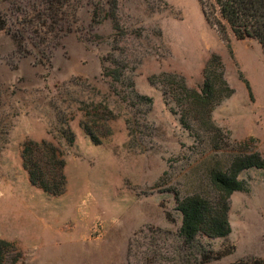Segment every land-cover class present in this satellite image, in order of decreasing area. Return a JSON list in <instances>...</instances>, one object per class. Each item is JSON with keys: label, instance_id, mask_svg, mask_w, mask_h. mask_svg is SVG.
<instances>
[{"label": "rangeland", "instance_id": "1", "mask_svg": "<svg viewBox=\"0 0 264 264\" xmlns=\"http://www.w3.org/2000/svg\"><path fill=\"white\" fill-rule=\"evenodd\" d=\"M39 1L0 0L6 263L264 264V168L239 173L243 189L229 196L222 236L185 241L175 197L201 193L213 203L208 176L226 165L227 150L264 156L260 44L223 38L202 11L213 0H72L55 21L38 14ZM211 56L233 89L210 112L222 129L214 141L175 90L181 82L198 90ZM41 140L64 160L58 193L32 184L23 164V144Z\"/></svg>", "mask_w": 264, "mask_h": 264}, {"label": "trees", "instance_id": "2", "mask_svg": "<svg viewBox=\"0 0 264 264\" xmlns=\"http://www.w3.org/2000/svg\"><path fill=\"white\" fill-rule=\"evenodd\" d=\"M71 1H39L41 3L37 5L38 14L40 13L47 20H60L65 13L61 10L62 6L70 4ZM32 10L34 7L29 8L30 12ZM202 11L223 38L227 39L230 32L237 39H255L264 52V0H213L209 10L202 4ZM47 20L39 24L41 29ZM5 25L4 19H0V29H4ZM19 32H21L20 29ZM161 76L171 75L162 73ZM246 85L248 86L247 82ZM175 90H178L177 94L183 96L182 98L188 100L193 114L192 120L199 121L204 135H207L206 138L214 141L222 129L211 122L210 112L215 105L233 93V89L224 77V67L219 58L211 56L206 61L203 68V83L198 90L188 87L183 82ZM138 97L150 103V98L142 95ZM180 116L181 122L184 123V115ZM82 128L91 138H97L86 124L82 123ZM214 146L217 151L222 152L220 144L215 143ZM227 151L229 153L226 165L210 170L208 176L210 185L216 194V200L213 203L201 193L188 194L183 197H179L178 193L175 195L177 208L182 214L179 233L185 241H191L199 233L211 237L227 234L230 231L227 220L229 196L232 192L243 189V183L238 179L239 173L251 167L264 168V156L258 150L233 148ZM22 158L32 184L51 193H58L62 190L65 182L64 160L53 144L44 140L27 141L23 144ZM11 250H13L11 244L0 239V264H7L5 255ZM12 261L13 259L8 264H12ZM233 264L245 263L238 261Z\"/></svg>", "mask_w": 264, "mask_h": 264}]
</instances>
